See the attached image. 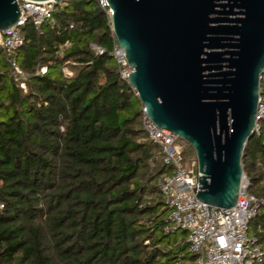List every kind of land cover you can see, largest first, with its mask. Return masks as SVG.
<instances>
[{
	"label": "trees",
	"instance_id": "obj_1",
	"mask_svg": "<svg viewBox=\"0 0 264 264\" xmlns=\"http://www.w3.org/2000/svg\"><path fill=\"white\" fill-rule=\"evenodd\" d=\"M21 34L13 57L26 90L0 49V264L193 260L186 231L164 232L167 209L155 182L168 167L148 166L158 150L113 57L108 13L97 0H64L53 23L36 31L29 19ZM241 163L248 193L264 199L263 125ZM249 233L264 251V208Z\"/></svg>",
	"mask_w": 264,
	"mask_h": 264
},
{
	"label": "water",
	"instance_id": "obj_2",
	"mask_svg": "<svg viewBox=\"0 0 264 264\" xmlns=\"http://www.w3.org/2000/svg\"><path fill=\"white\" fill-rule=\"evenodd\" d=\"M105 2L131 69L128 83L148 118L194 150L196 198L212 207H234L242 153L257 123L264 0ZM20 16L17 0H0V31Z\"/></svg>",
	"mask_w": 264,
	"mask_h": 264
},
{
	"label": "built area",
	"instance_id": "obj_3",
	"mask_svg": "<svg viewBox=\"0 0 264 264\" xmlns=\"http://www.w3.org/2000/svg\"><path fill=\"white\" fill-rule=\"evenodd\" d=\"M99 6L108 13L110 11L105 0H97ZM21 13L19 21L0 31V49L4 50L11 66L12 75L21 89L25 90L27 75L17 66L13 57L23 45L21 27L30 19L35 30L42 24L53 23L56 3L53 1L31 2L17 0ZM101 54L102 50L95 48ZM113 57L120 65V76L127 80L131 69L124 58V52L118 43L114 45ZM45 68L40 70L43 74ZM66 77L73 73L64 69ZM264 77V71L261 78ZM135 96H137L136 91ZM141 129L147 141L157 148V152L149 159L150 169L162 163L168 171L161 174L156 182L167 209L164 232L180 229L187 232L188 252L195 258L186 260L179 255L176 264H264V251L256 237L249 233V222L255 214L264 208V199L248 193V180L242 175L237 202L229 209L208 206L197 198L199 177L196 157L187 167L182 166L185 147L188 146L178 135L169 130L158 129L148 118L146 109L140 107ZM257 123L254 133H259L264 126V98L260 95L256 111Z\"/></svg>",
	"mask_w": 264,
	"mask_h": 264
},
{
	"label": "rangeland",
	"instance_id": "obj_4",
	"mask_svg": "<svg viewBox=\"0 0 264 264\" xmlns=\"http://www.w3.org/2000/svg\"><path fill=\"white\" fill-rule=\"evenodd\" d=\"M66 70L70 71L69 68H66ZM25 90H26V88H25ZM194 157H195V153H194L193 148L190 147V146H186L185 147V153H184V158H183L182 166L187 167L189 161L192 158H194ZM155 185H157V182H155ZM149 200H147V202H149ZM145 243L148 244V241H146Z\"/></svg>",
	"mask_w": 264,
	"mask_h": 264
}]
</instances>
